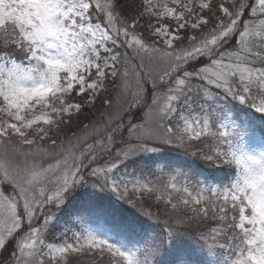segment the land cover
Segmentation results:
<instances>
[{"label": "snow or ice", "instance_id": "6c2138e0", "mask_svg": "<svg viewBox=\"0 0 264 264\" xmlns=\"http://www.w3.org/2000/svg\"><path fill=\"white\" fill-rule=\"evenodd\" d=\"M257 129L264 0H0V264H264Z\"/></svg>", "mask_w": 264, "mask_h": 264}, {"label": "rangeland", "instance_id": "374dc122", "mask_svg": "<svg viewBox=\"0 0 264 264\" xmlns=\"http://www.w3.org/2000/svg\"><path fill=\"white\" fill-rule=\"evenodd\" d=\"M238 131L242 134L243 136V141L242 142H247L249 140V137L251 135V129H245L244 127H240L238 129ZM245 133H248V134H245ZM262 135L259 134L257 131L255 132V137L257 139V141H259L260 137ZM94 226V225H93Z\"/></svg>", "mask_w": 264, "mask_h": 264}, {"label": "trees", "instance_id": "16d2710c", "mask_svg": "<svg viewBox=\"0 0 264 264\" xmlns=\"http://www.w3.org/2000/svg\"><path fill=\"white\" fill-rule=\"evenodd\" d=\"M258 132L261 133V135H264V133H262L259 129H257ZM171 155H176V153H171ZM153 211H155V208L152 209Z\"/></svg>", "mask_w": 264, "mask_h": 264}]
</instances>
